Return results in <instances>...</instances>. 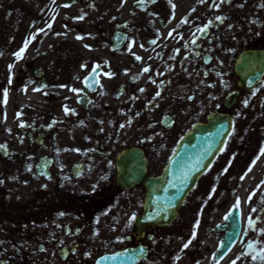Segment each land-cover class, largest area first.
<instances>
[{
    "label": "flooded vegetation",
    "instance_id": "1",
    "mask_svg": "<svg viewBox=\"0 0 264 264\" xmlns=\"http://www.w3.org/2000/svg\"><path fill=\"white\" fill-rule=\"evenodd\" d=\"M3 2L26 11L16 25L0 20V264H94L139 245L117 213L143 190L117 186L119 158L140 156L144 178L156 177L177 141L214 116L231 132L192 208L214 214L212 193L246 177L263 222L264 72L244 92L236 66L264 64V0Z\"/></svg>",
    "mask_w": 264,
    "mask_h": 264
},
{
    "label": "water",
    "instance_id": "2",
    "mask_svg": "<svg viewBox=\"0 0 264 264\" xmlns=\"http://www.w3.org/2000/svg\"><path fill=\"white\" fill-rule=\"evenodd\" d=\"M180 169L174 172V175H177ZM198 169L192 172L190 177L194 175L190 183L184 182H165L166 178L159 180L158 182L146 184L147 187V196L144 203V213L137 219L136 228L141 231L145 226H155L160 225L165 222L171 221L175 215L176 208L181 203L184 195L187 190L192 186L195 181ZM179 174L184 176L186 173L181 171ZM177 189H180L177 191ZM230 232L228 233L229 237L223 244V252L221 256L223 257L229 248L232 246L233 242L236 240V237L239 232L238 225L235 222L232 223ZM141 257H145V251L140 252ZM137 252H128L117 257H113L110 261L111 264H131V260L135 258ZM105 261L102 259L97 264H104Z\"/></svg>",
    "mask_w": 264,
    "mask_h": 264
},
{
    "label": "rangeland",
    "instance_id": "3",
    "mask_svg": "<svg viewBox=\"0 0 264 264\" xmlns=\"http://www.w3.org/2000/svg\"><path fill=\"white\" fill-rule=\"evenodd\" d=\"M13 12H11L9 15L12 16ZM4 15H6L5 9L0 8V19H3ZM227 208L222 209L220 217L224 215ZM247 212L243 213V220L246 217ZM202 221L198 227L195 228L194 231L191 230L190 234L187 232V229L184 228L181 222L178 223V225H175L172 227L173 232V258L175 259L174 264H208V260L204 258V251L205 249L202 247H191L189 250V253L187 254L184 249L180 248L178 245V242L188 240L189 238H192V234L195 232L196 238L203 239L202 236V229L207 224ZM245 235V234H244ZM192 240V239H190ZM193 243L191 242V245ZM194 245V244H193ZM240 247V248H239ZM178 250H181L182 252H179ZM241 252V244L238 245L236 249L232 251V254L228 258H226L221 264H230L232 261H235V258L238 256V254ZM163 257L166 255L163 254Z\"/></svg>",
    "mask_w": 264,
    "mask_h": 264
},
{
    "label": "snow or ice",
    "instance_id": "4",
    "mask_svg": "<svg viewBox=\"0 0 264 264\" xmlns=\"http://www.w3.org/2000/svg\"><path fill=\"white\" fill-rule=\"evenodd\" d=\"M55 2V0H53V3ZM214 2H215V0H214ZM220 2L221 3H223L224 2V0H220ZM64 7H68V5L67 4H65V5H63ZM173 8L175 7L174 5L172 6ZM83 17H81V19H82ZM218 19H221V21L223 20V18H220V17H218ZM49 28H51V24H49ZM201 31L202 32H205V31H207V29L205 28V29H201ZM35 37H33V39H34ZM83 37H77V39H82ZM85 47H87V46H85ZM27 48V42H25V47L24 48H22L19 52H17L15 55H16V57H17V59H21L22 57H23V54H24V51H25V49ZM137 59H140L139 57H137ZM82 68H84V67H86L85 65H82L81 66ZM9 70H11V66H9ZM93 71H95V69H93ZM144 71L145 72H147V71H149V69L148 68H145L144 69ZM109 75H111V74H109ZM9 82H11V81H9ZM85 84H86V86H87V81H85ZM40 89L39 88H37V89H34V91H39ZM71 91H73V92H76L77 90L76 89H70ZM7 95H8V93H7V90H5L4 91V103L6 104L7 103ZM245 106H247V101H245ZM69 111V109L68 108H65V112L67 113ZM24 125L22 124L21 125V127H23ZM0 149H4V150H6V146L5 145H0ZM260 154L261 155H264V147H262L261 149H260ZM257 159H259V157H257ZM249 170H251V169H249ZM187 180V177H185V181ZM180 189H177V191H179ZM236 207L237 208H239V203H237V205H236ZM253 211H256V209H253ZM131 220H135L136 219V217L135 216H133V217H131L130 218ZM248 226H249V228H251L252 227V221H251V218H249V222H248ZM196 227H198V224L196 225ZM262 235H264V233H261ZM192 239H195V232L192 234ZM191 240H189L187 243H185L184 244V247L185 248H187L188 246H189V244H191ZM248 247L249 248H254V245L252 244V243H249L248 244ZM113 259H115V258H113ZM251 259L253 260V261H256V260H259L260 262H261V264H264V246H262V247H259L258 249L257 248H254V254H252L251 255ZM233 264H235V261H233Z\"/></svg>",
    "mask_w": 264,
    "mask_h": 264
}]
</instances>
